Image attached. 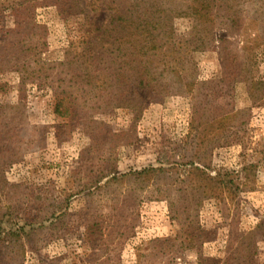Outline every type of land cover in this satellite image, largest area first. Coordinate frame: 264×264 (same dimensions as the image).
<instances>
[{
    "label": "rangeland",
    "instance_id": "1",
    "mask_svg": "<svg viewBox=\"0 0 264 264\" xmlns=\"http://www.w3.org/2000/svg\"><path fill=\"white\" fill-rule=\"evenodd\" d=\"M255 1L246 4L232 33L214 26L215 40L206 50L184 48L195 39V25L177 20L170 59L185 85L156 95L147 81L141 86L133 80L123 94L114 92L121 105L115 100L108 105L100 87L104 70H110L108 77L116 72L106 51L112 40L98 44L96 31L115 8L106 0L39 5L35 21L47 28L48 41L41 61L56 68L49 77L40 73L24 84L35 31L32 23L27 26L32 13L21 6L23 0H0V211L3 228L21 230L22 237L14 240L25 247L11 264H96L106 256L115 264H199L201 254L222 264L232 252L234 230L255 233L257 264H264V3ZM221 40L230 42L227 52L237 54L229 69ZM85 68L98 71L97 98L93 85L76 91L74 81ZM58 100L70 102L68 115L56 113ZM151 167L172 168L171 183L190 195L198 177L192 180L187 170L207 172L206 184L212 186L200 224L210 239L200 249L175 258L170 253L177 247L163 248L159 240L181 235L166 198L140 204L136 234L119 248L106 236L89 237L79 222L87 213L104 229L112 226L114 202L122 206L136 199L123 176ZM221 182L235 183V193ZM205 194L197 192L194 203ZM3 243L0 264H8Z\"/></svg>",
    "mask_w": 264,
    "mask_h": 264
},
{
    "label": "trees",
    "instance_id": "2",
    "mask_svg": "<svg viewBox=\"0 0 264 264\" xmlns=\"http://www.w3.org/2000/svg\"><path fill=\"white\" fill-rule=\"evenodd\" d=\"M51 1L55 0H23L21 4V6L26 5V11H29V15L32 13L33 18L29 19L27 26L32 23L35 30L29 37L32 54L29 57L30 68H26L27 70L24 71L27 75L25 74L26 76L22 77V83L24 84L28 81L34 82L42 75L49 77V73L56 68V64H43L41 61V55L48 46L47 28L35 21L38 6L49 4ZM251 1L255 0H106V3L111 8H115L116 11L103 29H97L96 32L100 35L97 36L98 40L97 38L96 40L98 44L102 40H112L106 51L110 54V63H114L116 66V72L108 77L110 70H104L106 82L100 87L103 100L108 105H110L109 100H115L113 103L121 105L119 102L122 98L116 97L114 92L123 94L124 85L133 80L141 86H144L143 83L147 81L156 91V95L169 92L172 89L182 88L185 85V80L181 72L172 66V60L170 59L177 46L175 43L177 20L191 19L195 25V39L186 41L187 44L184 48L191 47L193 52L206 50L212 47L215 40L212 28L214 26L226 28L232 33V27H236L240 22L246 4ZM260 1L264 3V0ZM19 26L22 28L21 23ZM221 42L225 68L229 69L233 66L234 61H237V54L227 52L226 44H230V42L227 40H221ZM101 63L104 65L109 64L106 61ZM97 65L93 64L94 68ZM58 66L62 67L65 64L60 63ZM94 68L91 70L85 68L82 73H78L77 82L74 81L77 93L79 88L83 89L85 86L93 85V80H96L98 76V71L93 70ZM247 72L249 73V71ZM243 75V77H246V72ZM246 79L248 78L246 77L245 81ZM98 89L97 84L93 85L92 91L96 94L93 96L94 98H97ZM86 96L90 97L91 95L86 92ZM66 101L58 100L56 113L62 116L64 114L68 115L70 102ZM187 171L192 180L196 181L195 177H198V181L193 185L194 191L197 193L204 190L206 193L204 197L198 198L196 204L194 203L196 193L193 195L187 194V190L171 183L172 168L151 167L142 171L130 172L123 176L133 186L130 191V198L136 197V199L135 203H126L122 206H119V202H114L116 214L112 226L104 229L99 220H93L94 217L92 215L91 217L88 216L87 213L80 214L81 220L79 222L87 226L86 230L89 237H94L95 234L106 236L112 247L119 248L136 234V224L140 220V204L145 199L158 200L166 198L169 202L172 220L181 227V235L172 239L159 240L162 242L163 248L167 244H170L169 249L171 251L177 247V251L174 250L170 253L175 258H177L176 253L200 249V246L210 239L209 230L200 224V214L204 199H207L212 184H206L207 180L204 177L207 176V172L205 169L195 167ZM221 183L224 184V189L235 193V183ZM1 184L2 182H0V188L2 187ZM217 185L219 184L215 183L214 187ZM1 192L0 190V194ZM54 216L55 213L50 217ZM66 216L67 213L59 216L57 218L59 223L53 222L52 226L59 228L58 226ZM184 217H187V219L183 220ZM3 219L4 211H0V243L5 242L3 244L7 248L6 259L9 260L8 264H11L16 261L14 254L20 253L22 248L25 247L19 246V243L14 240V238L19 239L22 237L21 230H5L2 224ZM96 230L100 232H95ZM231 234L230 249H232V252L222 264H257L259 250L255 233L234 230ZM7 241L9 245L6 244ZM199 259V264H219L214 259L205 257L202 254ZM95 261L96 264H115L108 256Z\"/></svg>",
    "mask_w": 264,
    "mask_h": 264
}]
</instances>
